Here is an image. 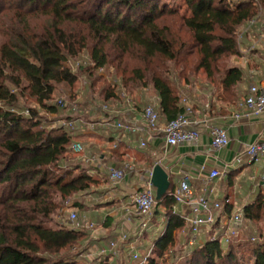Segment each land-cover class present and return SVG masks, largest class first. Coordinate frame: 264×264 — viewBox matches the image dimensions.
<instances>
[{
    "label": "trees",
    "instance_id": "trees-1",
    "mask_svg": "<svg viewBox=\"0 0 264 264\" xmlns=\"http://www.w3.org/2000/svg\"><path fill=\"white\" fill-rule=\"evenodd\" d=\"M186 5L190 15L167 9L162 0H0V264H111L108 258L87 259L90 231L54 223L67 199L102 183L70 156L80 130L52 127L41 116V110L60 113L49 101L61 86L72 90L71 100L77 98V75L63 65L69 56L89 50L96 65L85 70L92 74L114 61L124 65L128 54L141 55L146 66L128 76L122 68L123 85L131 95L152 85L165 122L184 112L177 77L192 83L193 75L204 72L208 82L222 87L223 99L239 95L243 72L231 64L241 54L238 29L260 18L264 0H241L234 8L227 0ZM103 91V102L122 103L110 82ZM173 204L169 188L155 207L165 206L170 220L147 264L160 258L170 264H264V240L246 238L224 249L220 240L208 239L187 252L175 236L185 221L173 214ZM73 206L84 209L82 202ZM244 213L253 222L263 220L264 199ZM173 247L178 249L169 257Z\"/></svg>",
    "mask_w": 264,
    "mask_h": 264
},
{
    "label": "crops",
    "instance_id": "crops-1",
    "mask_svg": "<svg viewBox=\"0 0 264 264\" xmlns=\"http://www.w3.org/2000/svg\"><path fill=\"white\" fill-rule=\"evenodd\" d=\"M247 27L248 24L245 28ZM254 28L261 34L264 33V21L258 23ZM248 36L253 37L250 33ZM260 36L254 41H248L245 38L241 41V54L235 57L237 63L235 66L243 72V83L239 87V95L236 99L228 101L227 98L223 99L218 96L212 103L201 104L196 108V114L202 116L207 110V105L209 106L211 118L227 130L230 138L228 146L213 152L208 151L211 137L206 130L202 131L197 142L179 146L168 145L160 134L148 136L143 132L133 134L107 128H98L97 132L90 133L95 136L94 141H104L105 149L96 155L92 148L103 146L93 142L91 150L87 151L88 154H95L101 160L99 161L100 166L86 165V167L92 172L91 176L102 182L99 188L85 193L87 195L85 198H88V202L94 206L93 209H87L81 216L78 215L81 222L94 224L93 228H85L90 231L89 235H91L89 239L91 245L88 248L89 256L100 259L108 258L111 264L113 262L120 264L121 261L129 264H132L133 261V264H137L132 256L133 252L145 255L148 251L153 250L156 240L164 234L168 226L170 217L166 216L167 208L163 205L154 208L153 214L149 217L148 227L142 235L138 233L144 218L134 216L129 219L127 210L130 208V196L142 187L144 179L150 176L156 164L163 166L169 174L170 191L175 192L182 179L189 177L195 197L207 195L223 205L217 224L205 226L194 245L187 249L183 246L187 252L204 245L208 239L220 240L223 248L227 249L229 243L225 240L224 231L221 228L224 222L223 215L239 211L243 217L240 225V238L236 241L241 242V240L253 236L260 238L264 232V219L258 223L253 222L252 219L245 217L244 209L259 199H264V156L251 162L246 157L241 158L240 155L252 142L264 140V112L249 117L242 115L238 120L234 116L235 112L241 111L239 103L247 95L249 85L255 83L264 86V38ZM156 95L153 89L154 99L151 102L144 100L143 95L139 101L132 95L136 107L131 112L140 117L146 104H157L158 97ZM123 115L128 116V112ZM161 119L165 122L164 117ZM143 138L148 142L145 149L139 148L140 140ZM116 141H119V145L117 148H113ZM124 161H131L137 171L129 173L114 192H109L108 168L120 166ZM214 169L224 171L225 174L221 177L210 178V173ZM172 211L174 215L185 221V225L175 232L176 238L185 245L191 236V226L188 221V218L192 216L191 208L187 204L175 202L174 199ZM123 233L128 235L126 241L122 240ZM111 242L117 244L115 250L101 254V250L108 249ZM140 246L144 251L139 250Z\"/></svg>",
    "mask_w": 264,
    "mask_h": 264
},
{
    "label": "built area",
    "instance_id": "built-area-1",
    "mask_svg": "<svg viewBox=\"0 0 264 264\" xmlns=\"http://www.w3.org/2000/svg\"><path fill=\"white\" fill-rule=\"evenodd\" d=\"M227 1L230 7L234 8L241 0ZM258 23H261L260 18L257 17L252 19L248 23L247 29H251ZM260 37L264 38V33H262ZM69 60V57L65 59L63 65L74 71L68 66ZM75 62H77V65H86L88 67L96 65L95 60L89 54L80 55L76 58ZM109 80L111 85L115 87L116 93L120 95L122 101L121 104L110 105L103 102L95 108L96 111H94V118L89 120L82 115H76L77 112L81 111V107L79 108L77 100H72L67 104L65 99L59 98L56 105L59 107H69L74 111L75 117L57 118L56 124L53 123L52 127L62 126L69 130H80V132L85 133L97 132L98 128H107L118 129L133 134L143 132L148 134V136L160 134L170 146L195 143L200 138L202 131L206 130L211 137V144L208 151L213 152L228 146L230 143L227 130L211 118L208 105L204 114L198 116L196 114L197 110L191 102L186 98H182L184 112L169 122H163L156 105L150 103L143 107L141 116L138 117L131 112V110L134 111V107H136L134 97L126 90L118 78L111 77ZM239 109L241 111L234 113L237 120L240 119L242 115L249 117L251 115H260L263 113L264 86L255 83L250 84L247 95L239 103ZM125 112H128V116L123 115ZM118 145L119 141H116L113 148H117ZM147 145L148 142L145 138L140 140L139 148L145 149ZM69 151L71 157L76 162H83L86 165H101L99 162L101 161L100 158L95 154H88L83 143L78 140H73L71 142ZM240 156L241 158L246 157L251 162L259 160L264 156V140H256L252 142L246 147L245 151ZM108 169L107 180L109 192H114L117 186L125 180L129 173L137 171L131 161H124L120 166H110ZM170 172L173 171L170 170ZM88 174H92L89 169ZM224 174V171L214 169L210 173V178L221 177ZM151 175L152 171L150 176L144 179L142 187L130 196V208L127 210V217L129 219L134 216L144 218L139 229V235H142L144 230L148 227L149 217L153 214L155 205L158 202L155 186L151 181ZM141 177H143V175H141ZM174 199L175 202L187 204L191 208L192 216L188 218L191 226V236L188 242L184 245V248L187 249L189 246L194 245L197 242L198 236L205 226H213L217 224L221 217L219 212L222 210L223 205L218 200L210 198L207 195L195 197L189 177H184L182 179L180 186L174 192ZM242 217L243 215L241 214V211L223 215L224 222L222 223L221 228L224 231V237L228 243L238 242L236 240L240 238ZM61 223L67 226L69 225L75 229L94 227V224L90 222H81L76 211L70 212L67 219L63 218ZM127 238L128 235L123 233L122 240L126 241ZM250 240L263 241L264 232L261 234L260 238H258V236H253ZM116 246L117 244L115 242H111L108 249L101 250V254H106L109 251L115 250ZM151 252L152 250L148 251L145 255L133 252L132 256L137 264H147ZM88 256L89 254H87V257Z\"/></svg>",
    "mask_w": 264,
    "mask_h": 264
},
{
    "label": "rangeland",
    "instance_id": "rangeland-1",
    "mask_svg": "<svg viewBox=\"0 0 264 264\" xmlns=\"http://www.w3.org/2000/svg\"><path fill=\"white\" fill-rule=\"evenodd\" d=\"M162 5L164 7H167V9H177L180 11L181 14L184 15H190V10L186 5V0H162ZM166 11V10H165ZM259 17H260V21L263 22L264 21V8H261L260 13H259ZM245 26L240 27L238 29V39L240 41H242V39H247L248 41H254L256 40L259 36H260V31L256 30L254 27L253 29H247L245 28ZM248 33H250L253 37L251 38L250 36H248ZM2 43V37L0 36V46ZM82 54H86V55H90L89 50H84L82 52H80L79 54H77L76 56H69V64L68 66H70L74 71L76 75H77V84L75 85L74 91L77 93V102L79 105V108L81 107V111L77 112L76 115H82L84 116L86 119H93L94 118V111H96V107L103 103V89L104 87H106V84L109 83V79L111 77H115L118 78L122 84H123V80L121 78L124 77L122 74V68H125L128 70V73H125V76L130 75L131 70L135 69V68H139V66L141 68H144L146 66L145 63H143L145 60L141 57V55H139L138 53H134V54H128L126 56V58L124 59V65L117 67L118 61H114L113 63L101 67V69H95L94 73L90 74L89 72H87L85 69L89 68L88 66H82V65H77L75 62L76 58L79 57ZM239 56V55H238ZM237 56H233L231 58V64H237L236 63V58ZM234 58V59H233ZM93 67V66H91ZM178 69V67L176 68ZM13 73V71L9 68H5V74L7 75H11ZM178 76V75H177ZM194 80H192L193 82L191 83H186L183 79H179L178 77L176 78V83L178 85L179 88V92L181 95V98H186L188 99L191 104L197 108V106L201 105V104H207V103H212V101L218 98H223L225 96V93H223L222 87L220 85H213L212 83L208 82L206 75L204 72L201 73H196L195 75H193ZM91 78L94 80L91 86ZM23 86L26 85V82L23 81ZM127 90V89H126ZM132 91V95L135 96L137 98V100L139 101L141 99V95L144 96V100H146L147 102H151L154 99V96H152L153 94V86L149 85L146 88H143L140 90L136 89V90H131ZM71 94H72V90L70 88H66V87H60L58 89L57 92L54 93V99L52 101H49V103L53 102L54 104H57V100L59 98L65 99L66 103L69 104L72 100H71ZM219 94V95H218ZM146 97V98H145ZM24 101L27 102V104L31 107H38L40 108V106H38V103H36L33 99H22ZM150 104V103H148ZM78 108V110H79ZM60 113L58 114H49L48 112L46 113L45 110H41V116L42 117H46L48 118L49 122H51V124L55 123L57 121V118H62V117H68V116H73L75 117V113L74 111H72L69 107H60ZM81 134L79 135L80 137H78L79 139H77L78 141L82 142L86 151H88L90 149V147H92L93 142H95L96 145H101L103 147H95L92 148V150H94L93 152H95V154H99L101 152L104 151V147H105V143L103 140L100 141H94V137L93 135H91L90 133H85V132H80ZM97 140V139H96ZM91 150V149H90ZM71 156V155H70ZM87 195L81 193V194H76L73 195L72 197H70L69 199H67L64 202V205L60 207L59 209V215L55 216V220L54 223L57 221H62L63 218L67 219V216L70 214V212L72 211H76L77 214L79 216H81V214L85 211H87V209H93L94 206L91 205V202H88V198H85ZM87 200V201H86ZM93 200V199H91ZM98 200H101L98 198ZM81 202L83 203V207L84 209H78L77 207L73 206L74 202ZM91 218V216H89ZM97 219V218H96ZM97 221V220H96ZM95 223V222H94ZM69 226V225H68ZM139 250H143V248L140 246L138 247ZM178 248L173 247L171 249V251L169 252V257L170 256H174V251H176ZM180 249V248H179ZM178 252V251H177ZM128 259V257H126ZM88 260H93L95 259V257L93 258L92 256H88L87 257ZM174 259V258H173ZM159 264H170L172 261H165L162 258L158 259ZM176 261V260H175ZM131 262V260H130ZM134 262L132 261V264ZM113 264H117L115 262H113ZM176 264H185L184 260H180L178 262H176ZM244 264H252V262L248 259L245 260Z\"/></svg>",
    "mask_w": 264,
    "mask_h": 264
},
{
    "label": "water",
    "instance_id": "water-1",
    "mask_svg": "<svg viewBox=\"0 0 264 264\" xmlns=\"http://www.w3.org/2000/svg\"><path fill=\"white\" fill-rule=\"evenodd\" d=\"M151 181L156 188L157 200H161L170 188V176L160 164L153 167Z\"/></svg>",
    "mask_w": 264,
    "mask_h": 264
}]
</instances>
